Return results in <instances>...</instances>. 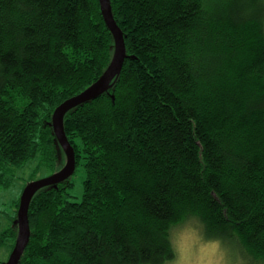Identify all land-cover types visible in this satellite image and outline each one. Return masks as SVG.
I'll return each instance as SVG.
<instances>
[{
  "label": "trees",
  "instance_id": "trees-1",
  "mask_svg": "<svg viewBox=\"0 0 264 264\" xmlns=\"http://www.w3.org/2000/svg\"><path fill=\"white\" fill-rule=\"evenodd\" d=\"M111 2L130 55L115 100L64 118L83 192L75 172L34 195L19 264H139L163 250L156 222L178 206L264 264V0ZM113 48L99 0H0L1 187L33 159V173L64 164L54 110ZM8 218L0 252L17 238V209Z\"/></svg>",
  "mask_w": 264,
  "mask_h": 264
},
{
  "label": "water",
  "instance_id": "water-1",
  "mask_svg": "<svg viewBox=\"0 0 264 264\" xmlns=\"http://www.w3.org/2000/svg\"><path fill=\"white\" fill-rule=\"evenodd\" d=\"M99 1L105 22L114 38V48L111 61L103 73L93 83L80 93L65 99L54 110L52 126L65 154V162L63 166L54 173L32 180L24 187L17 211L16 223L18 225V232L16 242L4 264H19L30 241L31 226L29 220V208L34 195L46 186H56L59 183L64 182L76 171V150L65 129L64 118L66 113L72 108L89 102L104 93H109L113 98V101L115 100V95L111 93V88L119 77L126 58L130 55L127 53L125 34L114 18L111 0Z\"/></svg>",
  "mask_w": 264,
  "mask_h": 264
},
{
  "label": "clouds",
  "instance_id": "clouds-1",
  "mask_svg": "<svg viewBox=\"0 0 264 264\" xmlns=\"http://www.w3.org/2000/svg\"><path fill=\"white\" fill-rule=\"evenodd\" d=\"M155 229L163 250L139 264H249L251 259L236 234L211 232L205 216L193 207L178 206Z\"/></svg>",
  "mask_w": 264,
  "mask_h": 264
},
{
  "label": "rangeland",
  "instance_id": "rangeland-1",
  "mask_svg": "<svg viewBox=\"0 0 264 264\" xmlns=\"http://www.w3.org/2000/svg\"><path fill=\"white\" fill-rule=\"evenodd\" d=\"M88 86H86L85 88H87ZM83 90H81V91H83ZM80 92H78V93H80ZM78 93H75L73 95H76ZM73 95H71V96H73ZM71 96H69V97H71ZM38 162H39L38 158L33 159L30 162H28L23 168L18 169L16 171L17 178L15 180V184H13L12 187L5 188V187L0 186V216H1V221H2V227L6 226L9 223L10 219L8 217L11 214H13V209H17V211H18V207H16L14 203H15L17 197L20 195V192H21L24 184L27 181H31L33 179L35 180V179H38L40 177L48 176L63 166V163L62 164L60 163L61 164L60 166L57 165V163L53 166L42 164L40 166V168L38 169V171L36 173H33V169H34V167H36L38 165ZM82 178H83V175L79 169V171H77L76 174L74 175L75 183L70 188V190L72 191V193L75 196L80 197V195L83 192ZM9 251L10 250L7 247L2 248V251L0 252L1 261L4 262L8 259L9 255L11 253Z\"/></svg>",
  "mask_w": 264,
  "mask_h": 264
}]
</instances>
